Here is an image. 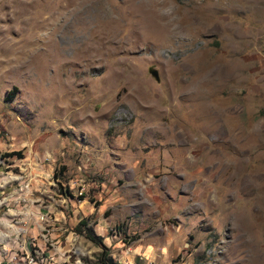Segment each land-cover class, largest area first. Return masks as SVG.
Masks as SVG:
<instances>
[{
  "label": "rangeland",
  "instance_id": "rangeland-1",
  "mask_svg": "<svg viewBox=\"0 0 264 264\" xmlns=\"http://www.w3.org/2000/svg\"><path fill=\"white\" fill-rule=\"evenodd\" d=\"M103 260L264 264V0H0V264Z\"/></svg>",
  "mask_w": 264,
  "mask_h": 264
},
{
  "label": "trees",
  "instance_id": "trees-1",
  "mask_svg": "<svg viewBox=\"0 0 264 264\" xmlns=\"http://www.w3.org/2000/svg\"><path fill=\"white\" fill-rule=\"evenodd\" d=\"M14 90H16V87L14 88ZM9 95V97H8ZM8 95H6V98H12L13 97V91L12 92H9ZM103 264L105 263V260L101 261Z\"/></svg>",
  "mask_w": 264,
  "mask_h": 264
},
{
  "label": "water",
  "instance_id": "water-1",
  "mask_svg": "<svg viewBox=\"0 0 264 264\" xmlns=\"http://www.w3.org/2000/svg\"><path fill=\"white\" fill-rule=\"evenodd\" d=\"M150 72L156 79H158L157 73L154 69H150Z\"/></svg>",
  "mask_w": 264,
  "mask_h": 264
}]
</instances>
